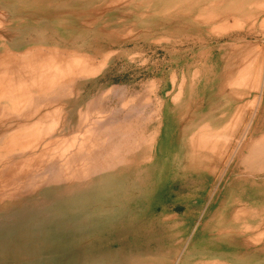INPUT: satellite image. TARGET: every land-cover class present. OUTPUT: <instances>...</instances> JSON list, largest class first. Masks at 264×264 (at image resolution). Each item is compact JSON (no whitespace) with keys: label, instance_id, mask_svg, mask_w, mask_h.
Wrapping results in <instances>:
<instances>
[{"label":"rangeland","instance_id":"rangeland-1","mask_svg":"<svg viewBox=\"0 0 264 264\" xmlns=\"http://www.w3.org/2000/svg\"><path fill=\"white\" fill-rule=\"evenodd\" d=\"M263 76L264 0H0V264H264Z\"/></svg>","mask_w":264,"mask_h":264},{"label":"bare ground","instance_id":"bare-ground-1","mask_svg":"<svg viewBox=\"0 0 264 264\" xmlns=\"http://www.w3.org/2000/svg\"><path fill=\"white\" fill-rule=\"evenodd\" d=\"M253 2V1H252ZM221 3V2H220ZM219 4V3H218ZM259 6V5H258ZM214 7V6H213ZM260 7V6H259ZM205 8V7H204ZM256 10V9H255ZM228 11V10H227ZM251 16H253L252 14H251ZM249 18V17H248ZM242 19V18H241ZM232 20H233V18H232ZM246 20V19H245ZM250 20V19H249ZM262 21V20H261ZM247 22V21H246ZM232 45V44H231ZM235 47V46H234ZM239 47V46H238ZM235 48H237V47H235ZM253 49V48H252ZM246 50V49H245ZM250 52V51H249ZM258 52V51H257ZM252 53V52H251ZM256 53V52H255ZM245 54H246V51H245ZM257 55H259V54H257ZM255 56V55H254ZM259 56H261V55H259ZM250 59V58H249ZM243 60V59H242ZM255 61V60H254ZM245 62V61H244ZM247 62V61H246ZM259 64V63H258ZM255 66H256V64L254 63V68H255ZM252 67H253V65H252ZM238 68V67H237ZM249 69H250V67H249ZM238 72V71H237ZM241 72H243V70L241 71ZM260 72V71H259ZM243 74H244V72H243ZM239 75H241L240 73H239ZM255 75V74H254ZM254 75H252L253 76V78H251V81L252 82H256V76H254ZM237 76H238V74H237ZM239 77V76H238ZM264 77V76H263ZM243 78V77H242ZM258 80V79H257ZM234 83V82H233ZM239 83H240V81H239ZM242 83H243V81H242ZM241 83V84H242ZM235 84H236V82H235ZM245 84V83H244ZM247 84V83H246ZM245 84V85H246ZM259 84V83H258ZM239 86H240V84H238ZM238 85H237V87L236 88H238ZM245 85H242V86H245ZM254 85V84H253ZM236 86V85H235ZM247 86V85H246ZM255 86L257 87V85L255 84ZM260 86V85H259ZM247 88H249V90L250 89H252V90H250V91H254L253 89L255 88L254 86H250V84H249V82H248V86H247ZM246 88V89H247ZM245 89V88H244ZM263 90H264V88H263ZM245 92V91H244ZM262 92L263 91H261V95H260V104H261V109H260V112L261 113H258V115H256V117L258 118L257 120H256V124H254V127H253V124H250L249 123V121H248V123H247V127L244 129V130H246V132L245 133H243V139L244 138H246V136L248 135V130L249 129H251V132H250V136H249V138L248 139H246L247 141L246 142H244V145H242V143H238L237 142V152L239 153V155H240V158L237 160V162L233 165V167H232V169L234 170V172L235 173H237V176H238V178H237V188H238V190L241 192V188L243 187V186H246V190L248 191H250V192H252V194L253 195H255L256 197H257V199L256 200H254V205H255V207L256 206H258V207H260V208H262V210L261 211H263L264 210V97H263V95H262ZM239 95V94H238ZM238 95H236L237 97H238ZM241 95V94H240ZM239 95V97L241 98V97H244L243 96V94L240 96ZM234 96V95H233ZM253 96H255L256 97V95H252V98H253ZM235 97V96H234ZM236 97V99H238ZM251 97V96H250ZM239 98V99H240ZM252 98L250 99L251 101V103H252ZM244 103H248V102H246V101H244L243 102V104ZM250 103V104H251ZM253 103H255L254 102V99H253ZM238 104V103H237ZM245 105V104H244ZM213 106V105H212ZM204 108V107H203ZM209 108V107H208ZM238 108H239V106L237 107V111L235 112L236 113V118H235V122H236V124L234 123L233 125H234V127H231V128H227V129H219L218 127V130H215V132L214 133H212V132H210L208 135H211L210 137H206V141H204V144H205V146H206V148L208 147V145L209 144H211V145H213L214 146V148L216 147L217 149H221V148H218L217 146L219 145V144H221L222 142H223V140L225 139H228V138H230V137H234L235 138V136H237V135H239L240 134V132H239V130L241 129V127L243 126V122L242 121H239L238 120V115L240 116V114H241V112L238 110ZM242 108V107H241ZM211 109V108H210ZM245 109H246V107H245ZM247 109L249 110V108H248V105H247ZM242 111V110H241ZM251 111H252V108H251ZM214 112H215V110H214ZM210 113V112H209ZM260 114V115H259ZM245 115V114H244ZM252 115V114H251ZM256 117L254 118V120L256 119ZM212 118V117H211ZM214 118V117H213ZM196 119H197V117H196ZM209 119V118H208ZM232 120V119H231ZM243 120H244V116H243ZM192 123H194V122H192ZM227 125V124H226ZM224 127H227V126H224ZM186 131V130H185ZM215 134H218V135H215ZM185 135V134H184ZM215 135V136H214ZM214 136V137H213ZM197 139H198V137H197ZM232 141H234V140H232ZM195 143H197L196 141H194ZM193 142V143H194ZM195 143H194V145H195ZM234 144V143H233ZM242 146V147H241ZM199 148V147H198ZM210 148V147H209ZM211 149V148H210ZM208 150V149H207ZM214 150V149H213ZM240 150V151H239ZM210 151V150H209ZM217 151V150H216ZM224 151V150H223ZM227 151V150H226ZM211 152V151H210ZM217 154H219V153H217ZM220 156V155H219ZM241 156H243V157H241ZM222 164V163H221ZM208 165H209V163H208ZM213 165H214V163H213ZM207 166V165H206ZM223 168V167H222ZM234 177H235V175H234ZM233 181H234V178H233ZM234 183V182H233ZM235 184V183H234ZM234 187V186H233ZM231 188V187H230ZM238 191V192H239ZM242 196V195H241ZM240 196V197H241ZM260 198H262V199H260ZM254 207V208H255ZM240 210H238V212H239ZM237 211L235 210V213H236ZM243 212V210L240 212V213H242ZM244 213H245V211H244ZM243 213V214H244ZM234 214V213H233ZM250 214L252 215L253 213L252 212H250ZM232 215V214H231ZM236 215V214H235ZM234 215V216H235ZM250 215V216H251ZM238 216L240 217V216H243L242 214H238ZM236 217L237 216H235V219H236ZM231 219V218H230ZM234 219V218H233ZM252 219V218H251ZM238 220V219H237ZM255 219L253 218V221H254ZM256 221H257V223H259V221H260V219L258 220V219H256ZM246 226V225H245ZM257 229H255L254 231H253V229H251V231L249 232V234L248 235H251V232L252 233H257L258 232V230H259V227H256ZM262 228V227H261ZM249 229V228H248ZM244 230V229H243ZM264 231V230H263ZM262 231V232H263ZM244 234V233H243ZM243 234H242V232H239V234H236V236L237 237H240L241 235L243 236ZM262 234V233H261ZM260 234V235H261ZM263 234H264V232H263ZM257 236V235H256ZM248 237V236H247ZM245 238V237H244ZM250 240V239H249Z\"/></svg>","mask_w":264,"mask_h":264},{"label":"crops","instance_id":"crops-1","mask_svg":"<svg viewBox=\"0 0 264 264\" xmlns=\"http://www.w3.org/2000/svg\"><path fill=\"white\" fill-rule=\"evenodd\" d=\"M55 96H57V93L55 94ZM55 96H53V97H55ZM42 102H45V101H42ZM236 115L234 114V119L236 118L235 117ZM222 127H224V125H222V126H218V128H222ZM231 127H233V125L231 126ZM230 127V125L227 127L228 129L229 128H231ZM222 129H224V128H222ZM131 156H144V152H143V148L139 151H136V153H134V154H132ZM257 199V197L255 196V195H253V207H255V205H254V200H256ZM260 199H262V198H260ZM264 199V198H263ZM193 200V199H192ZM258 200V199H257ZM192 202H196V200L195 201H192ZM248 213V211H246L245 212V214L246 215H248L247 214ZM249 215H250V211H249ZM251 220V219H250ZM252 223H254L253 224V227L252 228H250V230H249V232L251 231V229H257L256 227H259L260 228V224L258 225V226H256V224H257V221H256V219L253 221V218H252ZM259 231V230H258ZM264 232V231H263ZM263 232H261L262 234H263ZM258 233V235H260L261 233L260 232H257ZM257 233H252L251 232V235H249L250 237H254L255 235H257ZM239 234V233H238ZM261 234V235H262ZM217 264V263H216Z\"/></svg>","mask_w":264,"mask_h":264}]
</instances>
